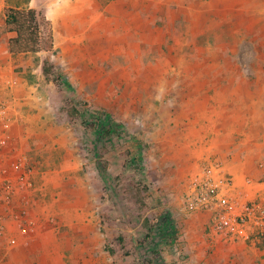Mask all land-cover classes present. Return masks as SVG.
Returning a JSON list of instances; mask_svg holds the SVG:
<instances>
[{"label":"rangeland","instance_id":"rangeland-1","mask_svg":"<svg viewBox=\"0 0 264 264\" xmlns=\"http://www.w3.org/2000/svg\"><path fill=\"white\" fill-rule=\"evenodd\" d=\"M1 3L0 105L37 185L45 180L40 212L55 232L1 249L0 264H139L123 254L140 251L136 236L163 215L177 234L154 230V264H264V237L222 240L184 206L215 150L245 158L264 195V0ZM12 7L36 12L39 51L10 54ZM74 110L107 116L131 142L100 140ZM133 154L141 162L130 168Z\"/></svg>","mask_w":264,"mask_h":264},{"label":"built area","instance_id":"built-area-1","mask_svg":"<svg viewBox=\"0 0 264 264\" xmlns=\"http://www.w3.org/2000/svg\"><path fill=\"white\" fill-rule=\"evenodd\" d=\"M16 146L13 121L0 105V245L10 248L27 245L47 226L40 212L45 180L37 185V170ZM253 183L245 177L247 187ZM184 206L190 214L207 215L208 230L222 240L264 237V195L242 192L219 160L206 161L191 177Z\"/></svg>","mask_w":264,"mask_h":264},{"label":"trees","instance_id":"trees-1","mask_svg":"<svg viewBox=\"0 0 264 264\" xmlns=\"http://www.w3.org/2000/svg\"><path fill=\"white\" fill-rule=\"evenodd\" d=\"M5 24L9 27L10 32L15 33V37L8 41L9 51L11 54L33 53L41 49L39 36L40 24L38 16L34 10L9 8L5 11ZM48 47H52L51 42ZM60 83L64 84L66 88H69V85L65 81L60 80ZM70 115L79 127L84 128L86 131L89 130L94 132L95 136L100 138V140L104 136L108 135L111 136L109 138L110 141L118 139L120 142H131L130 135L122 133V126L113 122V120L107 118L105 115H102L99 119L97 118V115L94 116L92 113H87L85 111L79 112L78 110H74L73 114ZM130 157L131 158L128 164L130 168H135V166L140 165V163L136 164L139 159L141 162L140 156L139 159L135 154L130 155ZM147 224L150 226L147 230L148 233L144 236V239H137L136 236V240L134 241L137 245L141 246V253L138 250H131L127 248L128 250H126L123 254L124 258L131 257L139 264H143V262L145 264H154V261L157 258H155V254H153L155 252V248L153 247H156V245L151 242L150 244H147V241L152 238L151 235L154 230L161 233L164 238L173 239L176 237L177 230L175 223L170 217H168V215L147 220ZM119 241L122 243L123 238L119 237ZM143 253H145L144 256L142 255Z\"/></svg>","mask_w":264,"mask_h":264},{"label":"crops","instance_id":"crops-1","mask_svg":"<svg viewBox=\"0 0 264 264\" xmlns=\"http://www.w3.org/2000/svg\"><path fill=\"white\" fill-rule=\"evenodd\" d=\"M2 3L0 0V13L2 11ZM13 8V7H12ZM13 9H20V8H13ZM5 17V15H4ZM3 44L0 45V50ZM9 46V45H8ZM2 52L0 51V57H1ZM11 54V53H10ZM217 151L216 153H218L217 157L220 160V162H222L224 164V166L227 168V170L229 171V173L232 174L233 179L235 181V183L239 186V188H241L242 192H251V195H253L257 190H260V185L253 183V185L251 187H247L244 184V179L245 177H249L248 173H250V170H248V168L245 167V163H246V159H241L238 154L236 153H231L228 156V152L230 150H215ZM231 152V151H230ZM192 154V159L190 160L191 162H196L197 159H199V155H200V150H195L194 152L191 153ZM190 162V165L193 166V164ZM246 170H247V174H246ZM44 203V202H43ZM55 232V230L48 228L47 226L44 228V230L39 232L38 237L33 238V241L29 242L27 245H19L16 246L14 248H27L33 245H40L41 243L44 242L45 238L50 234ZM7 247L4 246V244L0 245V250L2 249H6ZM14 257L11 258V256L8 257V259H13Z\"/></svg>","mask_w":264,"mask_h":264}]
</instances>
